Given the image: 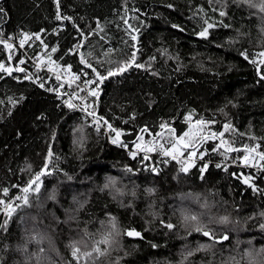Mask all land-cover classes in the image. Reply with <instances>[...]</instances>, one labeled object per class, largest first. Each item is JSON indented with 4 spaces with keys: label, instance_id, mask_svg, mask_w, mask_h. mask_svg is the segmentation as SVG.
Returning <instances> with one entry per match:
<instances>
[{
    "label": "trees",
    "instance_id": "obj_1",
    "mask_svg": "<svg viewBox=\"0 0 264 264\" xmlns=\"http://www.w3.org/2000/svg\"><path fill=\"white\" fill-rule=\"evenodd\" d=\"M261 3L0 0V40L41 32L64 63L87 72L97 89L92 111L111 125L105 132L69 110L52 76L0 43L10 70H0V200H28L10 217L0 213L2 264H264ZM152 142L180 153L130 155ZM246 145L255 169L236 164ZM193 153L207 163L185 164ZM45 165L39 191L24 192ZM240 171L254 174L251 185Z\"/></svg>",
    "mask_w": 264,
    "mask_h": 264
},
{
    "label": "bare ground",
    "instance_id": "obj_2",
    "mask_svg": "<svg viewBox=\"0 0 264 264\" xmlns=\"http://www.w3.org/2000/svg\"><path fill=\"white\" fill-rule=\"evenodd\" d=\"M2 40L6 41L8 44H11L12 46L18 47L21 50V52L24 54L21 63H25V61L28 60L30 63L42 69L49 76H52L54 78V82L51 83V85L53 88H55L58 91L59 100L63 102L67 108L72 109L71 111L73 112H78L82 114L84 119L87 120L88 123L94 126L95 128L102 129L105 132L107 131V129H109L108 124L105 123L103 120H101L92 111L94 96L90 95L89 92L96 91L97 89L95 88V85L92 83V80L88 77L87 72L74 70L72 67L69 68L70 66L69 64L64 63L58 56L55 55V51L54 52L52 51V49L55 47L48 46V44L45 42L44 36L41 35V32H32V33L23 32L20 34L18 38L13 37L11 34V35H7L6 37H2ZM22 40L24 41L23 45H21ZM55 62H59V67H58L59 71L57 73H51L50 68ZM65 66L67 68L63 70ZM75 77H79V78L76 79ZM89 81H91V83H89ZM69 103L75 106L70 108L68 106ZM82 108L84 109L83 111L81 110ZM89 113H91V115H89ZM113 139L114 138H112L108 134V140L112 144H114L112 142ZM153 143L156 142L150 143V145L146 149L151 148V145ZM123 148L126 150L128 149L126 146ZM132 148H133L132 150L137 153L138 152L145 153V151H143V148L138 149L137 145L136 146L134 145V147ZM185 159L188 162L187 165L191 164L192 162L193 163L197 162L199 168L202 166L200 165V161L201 162L203 161V163H207L205 160H202L201 157L199 158L196 157L195 153L190 154L189 157ZM8 200H6L4 204H0V213L3 219L9 217L4 210L6 207L5 204L7 203ZM12 206L14 207L15 205ZM129 231L131 230H127L126 235Z\"/></svg>",
    "mask_w": 264,
    "mask_h": 264
},
{
    "label": "snow or ice",
    "instance_id": "obj_3",
    "mask_svg": "<svg viewBox=\"0 0 264 264\" xmlns=\"http://www.w3.org/2000/svg\"><path fill=\"white\" fill-rule=\"evenodd\" d=\"M245 2H248V0H245ZM256 6H257V5H255V4H251V3H250V7H256ZM57 7L59 8V3H58V2H57ZM169 7H171V6L169 5ZM259 9H260L261 12H264V3H261V4L259 5ZM3 11H4V10H3L2 8H0V13H3ZM220 15L223 16V15H225V13H224V12H221ZM62 18H63V19H71L70 17H61V16L59 15V13H58V14H57V19H62ZM208 27H212V25H209ZM207 31H208V29L205 28L204 31H202L201 33H199V35H201V36H206V35H207ZM25 35H27V34H25ZM132 39L135 40L136 37L133 36ZM0 43L5 44V46L8 47V48H11V47H12L11 44H8V43H7L6 41H4V40H0ZM23 43H24V41L22 40V41H21V45H23ZM55 50H56L55 48L52 49L53 52H54ZM242 55L245 57V59H249L247 53H242ZM258 55L261 56V57H264V52H261V53H259ZM81 59H82V62H83V57H82ZM134 60H135V54H133L132 61H130L129 64H128L127 66H131V64H132V62H134ZM251 62H252L253 64H257V60H255V59H252ZM260 63H261V64H264V60H261ZM70 67H71V66H69V68H70ZM88 67L91 68L92 66H91V65H88ZM136 67H142V65H136ZM0 70H4V71H9V72H10L9 69L4 68V65H3V64H0ZM19 70H20V71H23V69H19ZM93 71H95V69H93ZM118 71H119V72L126 71V67L120 68ZM115 74H116V73H113V72L110 71V72L108 73V76H113V75H115ZM96 75L99 77V82H103V80L107 79V77H105V76H100L99 73H96ZM75 78L78 79L79 77H75ZM261 78L264 79V75H262ZM89 83H91V81H89ZM89 94L92 95V96H96V95H97V92H96V91H90ZM68 106L71 108V107H74L75 105L69 103ZM81 110L83 111L84 109L82 108ZM89 115H91V113H89ZM198 123H199V122H198ZM108 127L111 128V125H108ZM224 128H225V130H229L230 125L225 124V125H224ZM114 131H115V130H114ZM119 135H120V133H119V132H116V136H117V138L119 137ZM187 135H188V134L185 133V136H187ZM220 135L223 136V133H220ZM112 142L115 144V143H118L119 141H118V139H115V138H114ZM225 143H226L225 141H223V140L221 141V144H225ZM121 146H122V147H125L126 145H121ZM137 148L139 149L140 146L137 145ZM154 150H155V149H153V148L143 149V151H145V153H147V152H151V151H154ZM227 150H228V151H238L237 149H232V148H229V149H227ZM247 152H248V146L246 145V146H245V156H244V159H243V163H244L245 165L249 164V162H250L249 159H248ZM163 154H164V155H169L170 153L167 152V151H164ZM130 155L133 156V157H135V156H136V153H135V152H131ZM201 155H202V154H201ZM259 155H260V159H261V160H264V153H260ZM48 156H49V157L52 156V152H51V150H49V152H48ZM175 158H176V157L173 156V159H175ZM145 159H147V155H145ZM217 167H220V165H217ZM46 168H47V165H45V168H44V169H41L40 172L36 173L35 177H34L33 179H31V180L28 182V186H26V187L23 189L24 192H28V191L31 189V186H32L33 184H35V190H36V191H39V188H40V183H39V181H40V177L46 174V172H45V169H46ZM205 168H207V165H205L204 168H201V172H203V171L205 170ZM129 171H131V169H129ZM151 171L155 172L156 169H155V168H152ZM182 171L187 172V171H188V168H187V167H184V168H182ZM249 182H250V179H249L248 177H245V179H244V183L247 184V183H249ZM107 186H108V185H105V187H107ZM252 187H253V189L255 190V186L252 185ZM3 191H4L5 194H7V192L9 191V189L5 188V189H3ZM23 202H24L25 204L28 203L27 197H24V198H23ZM4 203H5V201L0 200V204H4ZM16 207H19V205H17ZM4 210H5L6 214L10 217V216H11V213L15 211V208L12 206L11 203H8V204L6 205V207H5ZM190 219H192V220H196V217H195V216H192ZM224 219L226 220L227 217H225ZM7 223H8V221L5 220L3 224H0V228H4V227H6ZM166 226H167L169 229L173 228V225H172L171 223L167 224ZM114 227H115V224L113 223V228H114ZM260 227H261L262 229H264V224L260 225ZM196 230H197V231H200L201 229H200V228H197ZM203 234H204L205 236H209V235H211V234H210L209 232H207V231H205ZM117 235H118V233H117ZM127 235L130 236V237H133V236H134V237H139V236H141V233H139V232H135V231H129V232L127 233ZM224 239H227V237H224ZM78 251H79L78 249L74 250V251H73V256H76ZM95 251L100 252V249L97 248V249H95ZM86 255H90V254H87V253H86ZM0 264H2V261H0Z\"/></svg>",
    "mask_w": 264,
    "mask_h": 264
},
{
    "label": "built area",
    "instance_id": "obj_4",
    "mask_svg": "<svg viewBox=\"0 0 264 264\" xmlns=\"http://www.w3.org/2000/svg\"><path fill=\"white\" fill-rule=\"evenodd\" d=\"M59 62H55L52 66H51V68H50V71H51V73H57L58 71H59ZM67 67L65 66L64 68H63V70L64 69H66ZM70 110H72V109H70ZM136 148V147H135ZM151 148H153V149H155L154 151H152L153 153L154 152H159L160 150H158L159 149V147L157 146V144L156 143H153L152 145H151ZM172 156H175V157H177L178 155H176V152H175V154H174V151L172 150ZM237 165H239V166H242V167H246V168H257L253 163H251V162H249V164H247V165H245L244 163H243V161H241V162H237L236 163ZM245 176L246 177H248V178H253L254 177V174H252V173H250V172H247V173H245ZM263 179H264V169H263ZM8 203H11L12 205H18L19 203H20V201L18 200V199H16V198H10L8 201H7V203L5 204V206L8 204Z\"/></svg>",
    "mask_w": 264,
    "mask_h": 264
},
{
    "label": "rangeland",
    "instance_id": "obj_5",
    "mask_svg": "<svg viewBox=\"0 0 264 264\" xmlns=\"http://www.w3.org/2000/svg\"><path fill=\"white\" fill-rule=\"evenodd\" d=\"M70 110V109H69ZM107 132V131H106ZM156 144H158V143H156ZM136 145H139L138 143H136L135 144V146ZM150 145V143L144 148V149H146L148 146ZM140 146V145H139ZM160 149H158V150H160L159 152H147V154L146 155H149L150 153L152 154V155H156V157H157V159L160 157V155L162 154L163 155V157L165 158V159H172L173 158V156H172V150H174V151H176L177 153H176V155H178L179 153H180V151L177 149V148H173V145L172 146H168V147H164V146H162L161 144H158L157 145ZM163 149H167L166 151L167 152H169L170 154L169 155H164L163 154V152L164 151H162ZM132 152H135V151H133L132 150ZM142 154H145V153H142ZM159 154V155H158ZM174 154H175V152H174ZM188 157H189V155H188ZM187 156H185V158H188ZM196 157H200V156H197L196 155ZM177 158V157H176ZM184 158V160H185V164H187L188 162L186 161V159ZM248 159H249V161H251L252 163H255V162H257L258 161V158L255 156V155H253V154H250V156H248ZM195 163V162H194ZM17 199V198H16ZM19 201H20V203L18 204V205H21L22 203H23V200H20V199H18ZM17 205H15L14 206V208L16 209L17 207H16ZM12 214H13V212H12ZM11 214V215H12Z\"/></svg>",
    "mask_w": 264,
    "mask_h": 264
},
{
    "label": "water",
    "instance_id": "obj_6",
    "mask_svg": "<svg viewBox=\"0 0 264 264\" xmlns=\"http://www.w3.org/2000/svg\"><path fill=\"white\" fill-rule=\"evenodd\" d=\"M205 28H207L208 29V26L206 25L205 26ZM204 28V29H205ZM204 29L202 30V31H204ZM201 31V32H202ZM200 32V33H201ZM206 37V36H205ZM237 177L240 179V181L243 183V184H245V185H251L252 184V181L250 180V182L249 183H244V179H245V174L243 173V172H238V174H237ZM205 231H207V232H209L210 234H211V232L210 231H208V230H202L201 231V233H202V235L203 236H205L203 233L205 232ZM206 238H208V239H214L216 242H218V243H221V242H225L227 239H228V235L227 234H223L222 236H219V237H216V238H213V236H212V234L211 235H209V236H205ZM224 237H227V239H224Z\"/></svg>",
    "mask_w": 264,
    "mask_h": 264
}]
</instances>
